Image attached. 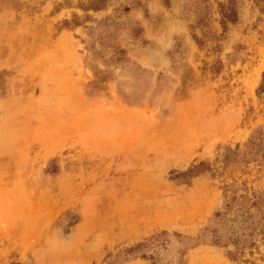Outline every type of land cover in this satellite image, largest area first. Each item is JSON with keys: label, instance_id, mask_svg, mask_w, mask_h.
<instances>
[{"label": "rangeland", "instance_id": "374dc122", "mask_svg": "<svg viewBox=\"0 0 264 264\" xmlns=\"http://www.w3.org/2000/svg\"><path fill=\"white\" fill-rule=\"evenodd\" d=\"M0 264H264V0H0Z\"/></svg>", "mask_w": 264, "mask_h": 264}]
</instances>
